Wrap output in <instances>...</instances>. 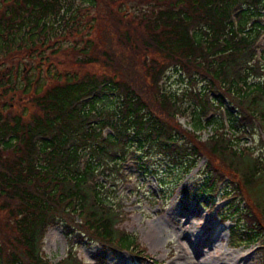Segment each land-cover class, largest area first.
I'll use <instances>...</instances> for the list:
<instances>
[{"label":"trees","instance_id":"1","mask_svg":"<svg viewBox=\"0 0 264 264\" xmlns=\"http://www.w3.org/2000/svg\"><path fill=\"white\" fill-rule=\"evenodd\" d=\"M258 133L264 0H0V264H81L46 258L48 225L141 254L117 225L127 158L176 182L202 159L181 192L231 194V244L264 246Z\"/></svg>","mask_w":264,"mask_h":264},{"label":"rangeland","instance_id":"2","mask_svg":"<svg viewBox=\"0 0 264 264\" xmlns=\"http://www.w3.org/2000/svg\"><path fill=\"white\" fill-rule=\"evenodd\" d=\"M66 57L64 53L63 55H57L55 58L65 61ZM23 61V57L18 59L19 67L23 66ZM10 95H13L12 98H10ZM18 95L21 94L18 92L8 94L3 96V100H11L13 105L17 107V105L20 106L25 101L24 96L21 95L22 99L19 100ZM178 121L184 123V118L178 117ZM203 136L204 134L202 133ZM129 163L131 162H126V166H129ZM201 165L202 159H199L193 169L187 172L186 176L181 174L183 177L181 181L186 177L194 176L199 171ZM159 171L158 173H160ZM180 173H182L181 170L176 168L167 169L163 173H160L163 181L162 188L165 190L163 195L166 198V200L163 199V202H160L161 199H156L158 187L153 177L149 176L146 180L140 181V177L135 175L129 184L122 187V189L129 188L133 190L125 201L126 209L130 213L121 226L130 231L131 235L136 236V241L143 246V253L145 254L137 257L136 255L120 252L114 257L107 255L105 261L99 260L95 262L94 246L84 244L83 242L75 244V254L79 255L83 261L94 264H129L130 256L141 260V262H137L136 264H197L194 262L193 251H190L186 241L183 237H180L182 231L179 227L185 217L188 216L190 225L187 226L186 223V236L197 248L198 244L201 250L203 249L202 251L206 249L205 243H210L211 248H207L205 251L219 258L221 261L219 264H264V246L257 252L251 249L253 245H256L255 242H252L253 244L242 243L238 246H230L227 235L229 221L226 220L225 223H219L217 218L207 217V207L211 206L209 205V200H214L216 203L226 201V199H222L224 198L223 192L213 196L212 199L207 197L206 200L202 201L204 203L203 206L194 203L193 200L188 204L174 200L177 187L174 192L171 191L174 189V179ZM131 185L135 187L137 185L138 188H131ZM227 197V201H230L232 205H238V208L241 207L239 200L235 199L231 194ZM158 202L160 207L158 206ZM206 223H209V225L204 228ZM153 232L155 233L154 238L151 235L148 236L149 234H153ZM178 235L180 236L178 237ZM177 238L179 239L177 240ZM153 239L154 242L152 243L150 240ZM68 241L64 240L60 227H48L41 248L46 258L54 262L64 257ZM183 247H185L186 251H184ZM243 256H246V261H243ZM151 259L153 262L149 261ZM199 261H202V257Z\"/></svg>","mask_w":264,"mask_h":264},{"label":"bare ground","instance_id":"3","mask_svg":"<svg viewBox=\"0 0 264 264\" xmlns=\"http://www.w3.org/2000/svg\"><path fill=\"white\" fill-rule=\"evenodd\" d=\"M189 219H188V216L183 220L181 226L179 227V229L182 231V234L181 236L178 235V237H183V239L186 241L187 245H188V248H190V251H193L192 254H193V257L195 259V263L197 264H219L221 263L220 259L217 258V257H214L212 254L210 253H207L205 250L207 248H211V245L210 243H205L206 245V249L204 251L202 250H198L196 245H193V243L189 240V238L186 236L185 232H186V223H187V226L190 225L189 224ZM152 236L153 238L155 237V233L153 232V234H149L148 236ZM179 238H177L178 240ZM152 243L154 242V239L153 240H150ZM180 243V242H179ZM179 248V247H178ZM194 248H196V250H194ZM184 251H186L185 247H183ZM200 256V257H199ZM196 257V258H195ZM202 257V261H199L200 258ZM212 262V263H211Z\"/></svg>","mask_w":264,"mask_h":264}]
</instances>
